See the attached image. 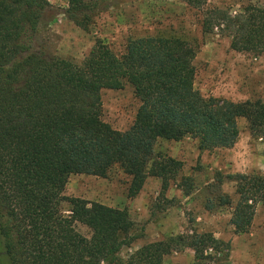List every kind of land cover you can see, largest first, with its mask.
Returning a JSON list of instances; mask_svg holds the SVG:
<instances>
[{
    "label": "trees",
    "instance_id": "obj_1",
    "mask_svg": "<svg viewBox=\"0 0 264 264\" xmlns=\"http://www.w3.org/2000/svg\"><path fill=\"white\" fill-rule=\"evenodd\" d=\"M203 14L205 33L218 29L237 52L264 54V9L232 16L209 9V0H181ZM50 4L47 0H0V264H166L165 257L190 249L193 264H231L230 244L197 230L151 243L124 263L122 250L140 237L127 209L64 196L72 175L107 178L114 167L131 177L135 198L149 178L172 185L189 197L192 177H179L184 165L156 153L159 140L188 137L199 150L232 149L240 138L239 119L264 137V102L236 103L204 97L194 87L195 48L179 38L132 39L124 53L98 40L81 62L52 57L32 44ZM105 0H68L66 15L88 31ZM134 88L140 101L127 131L102 117L101 92ZM225 180L236 184L238 202L231 224L249 233L264 206V176H215L205 209L232 207ZM69 201L71 214L61 210ZM76 224L92 235L79 233Z\"/></svg>",
    "mask_w": 264,
    "mask_h": 264
},
{
    "label": "rangeland",
    "instance_id": "obj_2",
    "mask_svg": "<svg viewBox=\"0 0 264 264\" xmlns=\"http://www.w3.org/2000/svg\"><path fill=\"white\" fill-rule=\"evenodd\" d=\"M50 4L38 33L34 50L52 57L81 63L98 40L115 53H124L132 39L144 37L179 38L196 50L194 87L204 97H216L236 103L264 102V54L237 52L231 39L215 29L205 33L203 14L181 0H105L108 8L97 13L88 31L68 19V0H47ZM264 9V0H209V9L224 10L239 16L247 8ZM102 117L113 129L127 131L133 125L140 101L134 88L125 84L120 90L101 92ZM240 138L232 149L200 151L199 142L188 137L180 142L159 140L156 153H163L184 165L179 177H192L193 193L186 197L172 185L162 193V182L149 178L140 194L128 197L131 177L120 167H114L107 178L72 175L64 196L97 202L112 208L127 209L134 222V234L140 238L120 254L122 262L142 247L172 236L197 230L213 233L230 244L231 264H264V206L256 209L249 233L236 235L231 224L233 209L238 202L236 184L225 180L221 192L230 195L232 207L205 209L212 198L215 176L235 174L264 176V137L254 136L245 119L238 121ZM64 215L71 214L69 201L61 205ZM79 233L91 237V231L76 224ZM194 252L185 249L165 257L166 264H193Z\"/></svg>",
    "mask_w": 264,
    "mask_h": 264
}]
</instances>
